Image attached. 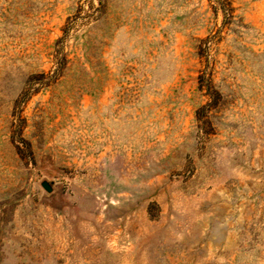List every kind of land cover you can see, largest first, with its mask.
<instances>
[{"label": "rangeland", "instance_id": "374dc122", "mask_svg": "<svg viewBox=\"0 0 264 264\" xmlns=\"http://www.w3.org/2000/svg\"><path fill=\"white\" fill-rule=\"evenodd\" d=\"M0 264H264V0H0Z\"/></svg>", "mask_w": 264, "mask_h": 264}, {"label": "water", "instance_id": "95a60500", "mask_svg": "<svg viewBox=\"0 0 264 264\" xmlns=\"http://www.w3.org/2000/svg\"><path fill=\"white\" fill-rule=\"evenodd\" d=\"M42 186L48 191L51 189L50 185L46 181L42 182Z\"/></svg>", "mask_w": 264, "mask_h": 264}]
</instances>
